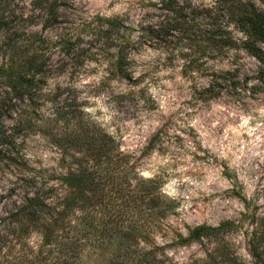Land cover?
<instances>
[{
	"label": "trees",
	"instance_id": "trees-1",
	"mask_svg": "<svg viewBox=\"0 0 264 264\" xmlns=\"http://www.w3.org/2000/svg\"><path fill=\"white\" fill-rule=\"evenodd\" d=\"M149 7L151 12L136 23H129L127 16L88 23L83 29L86 50H78L79 34L60 40L61 71L78 76L74 63L85 54L90 57V45L101 40L103 51L112 53L107 79L134 88L140 79L129 66L136 48H163L167 39L183 37L203 24L217 33V47L239 46L257 62V82L250 90L263 83L264 10L252 0H209L189 9L184 0H157ZM0 59V264H179L166 248L193 244L211 248L204 258L185 264H237L216 254L222 236L234 229L230 221L187 228L186 236L175 234L169 244L159 246L154 239L158 221L175 210L160 191V178L138 176L134 156L84 114L75 98L44 92L49 73L59 71L51 54L12 52L7 59L0 54ZM238 72V67L206 71V85L194 93L202 101L236 93L246 85ZM181 73L196 79L192 65ZM21 133L49 142L59 156L61 174L29 164L20 150ZM162 137L157 130L145 151ZM16 192L21 204L9 210L7 196ZM33 232L34 243H28L25 236Z\"/></svg>",
	"mask_w": 264,
	"mask_h": 264
},
{
	"label": "rangeland",
	"instance_id": "rangeland-1",
	"mask_svg": "<svg viewBox=\"0 0 264 264\" xmlns=\"http://www.w3.org/2000/svg\"><path fill=\"white\" fill-rule=\"evenodd\" d=\"M155 1L0 0V54L5 59L12 52L51 54L59 71L49 73L44 92L75 98L84 114L119 138L121 149L134 156L138 176L160 178V191L174 202L175 210L158 221L154 239L159 246L169 244L175 234L186 236L187 228L230 221L233 231L214 244L219 246V258L264 264V78L259 88L250 90L257 82L258 64L253 58L239 46L217 47L213 43L217 33L200 24L183 37L167 39L163 48H136L129 67L134 78L140 79L137 87L107 79L112 53L103 51L101 40L90 45V57L85 54L83 61L74 63L78 76L61 71L60 40L79 34L78 50H86L83 29L88 23L117 16L136 23L151 12L149 4ZM208 1L184 0V5L196 8ZM252 1L264 10V0ZM191 65L196 79L181 73ZM236 67L240 78L246 79L236 93L227 91L207 101L194 93L206 85V71ZM160 129L162 141L145 151ZM20 136V150L31 166L61 174L59 156L46 139ZM7 197L9 210L21 204L18 192ZM25 238L34 243V232ZM210 248L193 244L166 250L185 264L204 258Z\"/></svg>",
	"mask_w": 264,
	"mask_h": 264
}]
</instances>
